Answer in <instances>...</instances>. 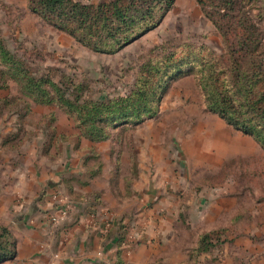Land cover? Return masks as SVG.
Returning a JSON list of instances; mask_svg holds the SVG:
<instances>
[{
    "label": "rangeland",
    "instance_id": "obj_1",
    "mask_svg": "<svg viewBox=\"0 0 264 264\" xmlns=\"http://www.w3.org/2000/svg\"><path fill=\"white\" fill-rule=\"evenodd\" d=\"M72 1L102 5L84 41L37 1L0 0V264H27L19 231L43 222L41 263L63 264L71 213L94 221L93 264H264V147L200 85L223 65L214 23L197 0H121V17L114 0ZM247 6L264 47V0ZM29 79L76 106L36 104Z\"/></svg>",
    "mask_w": 264,
    "mask_h": 264
},
{
    "label": "trees",
    "instance_id": "obj_2",
    "mask_svg": "<svg viewBox=\"0 0 264 264\" xmlns=\"http://www.w3.org/2000/svg\"><path fill=\"white\" fill-rule=\"evenodd\" d=\"M37 1L35 10L43 17L50 18V22L57 25L61 20L63 30H67L76 39L85 40L89 35L87 21H103L100 7L80 5L72 0H32ZM145 1V0H143ZM168 1V0H167ZM252 0H197L207 18L214 23L225 49L221 53L222 67L215 69L210 78L200 81L203 96L210 111L224 119L230 126L252 136L264 147V47L257 23L251 15L247 2ZM135 3L136 0H128ZM250 4V3H249ZM45 8L39 11V6ZM111 7L118 17L122 16L121 0H114ZM126 5L125 7H128ZM133 9V8H130ZM124 11V10H123ZM49 20V19H48ZM91 26V25H90ZM93 31H90L92 34ZM91 39V38H90ZM92 46L90 41L85 43ZM223 78L224 81H220ZM30 80V86L35 88L34 102L36 104L64 105L69 112L75 102L70 98L71 93L55 87L50 91L43 86V81ZM48 83V82H46ZM232 85L230 89H227ZM72 114V113H71ZM86 117L87 120H94ZM6 234V233H5ZM5 234L0 240H5ZM12 250L7 248L6 242H0V259H9Z\"/></svg>",
    "mask_w": 264,
    "mask_h": 264
},
{
    "label": "crops",
    "instance_id": "obj_3",
    "mask_svg": "<svg viewBox=\"0 0 264 264\" xmlns=\"http://www.w3.org/2000/svg\"><path fill=\"white\" fill-rule=\"evenodd\" d=\"M27 174V173H25ZM69 190V193H71V189L73 190L74 188V192L72 195H69V199H72L73 201H82L84 193L82 191H80L79 188L77 187H66ZM71 188V189H70ZM37 189V187H36ZM27 188L26 187H17V191L22 193L23 196H25L26 198V194H30L29 196H33V193L31 192V188H29V192L26 191ZM57 190L56 187H51L48 190L47 193V197H46V201H48V198L50 199L52 197V194L54 193V191ZM68 192V191H67ZM76 198V199H75ZM29 200V197L26 199ZM77 205V204H75ZM88 212V211H87ZM87 212H85L87 214ZM72 215V216H71ZM70 216H68V221L64 222V226H62V231H65L66 229H70L68 228V225L70 224H74L75 221V225L72 226V228L70 229L72 232H70L69 235H67L66 237H62L61 234V245L59 246V248H61V260L62 263H67V264H93V257L95 256L94 252L97 249V243H92V247H90L91 244V239L89 236L93 234H95L94 231H96V228H90L91 222H94L91 219H87V218H82L83 214H72L71 213ZM79 215V217H77ZM87 217V216H85ZM79 219V220H78ZM66 223V224H65ZM93 230V231H92ZM49 231L48 229V225L46 222L43 223H37V227L35 230H33V228L31 227H26V228H21L20 235H19V256L20 257H24L27 261V264H42L41 262V249L43 248H47L48 247V243H46V241H48L47 239H49V237H47L46 235H42L44 234V232ZM99 234L97 233L95 239H97V236ZM23 236V237H22ZM44 239V240H43ZM89 240V242H88ZM41 241H44L41 243ZM77 244L78 247V251H76V253H78V255L75 254V247L73 249V246ZM50 248V247H48ZM34 251L36 255H33ZM111 251V250H110ZM109 251V252H110ZM32 252V253H31ZM31 254V255H30ZM39 254V255H38ZM74 258H73V257ZM40 262V263H39ZM58 262V261H57ZM60 262H58L59 264ZM44 264V263H43ZM111 264H114V262H112Z\"/></svg>",
    "mask_w": 264,
    "mask_h": 264
}]
</instances>
